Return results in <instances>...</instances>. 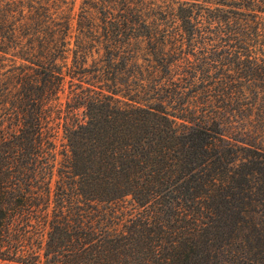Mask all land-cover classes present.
<instances>
[{
    "label": "trees",
    "instance_id": "trees-1",
    "mask_svg": "<svg viewBox=\"0 0 264 264\" xmlns=\"http://www.w3.org/2000/svg\"><path fill=\"white\" fill-rule=\"evenodd\" d=\"M0 0V264H264V0Z\"/></svg>",
    "mask_w": 264,
    "mask_h": 264
},
{
    "label": "rangeland",
    "instance_id": "rangeland-1",
    "mask_svg": "<svg viewBox=\"0 0 264 264\" xmlns=\"http://www.w3.org/2000/svg\"><path fill=\"white\" fill-rule=\"evenodd\" d=\"M78 2H79V0H76V4H75V6H74L75 9H76V7H77Z\"/></svg>",
    "mask_w": 264,
    "mask_h": 264
}]
</instances>
